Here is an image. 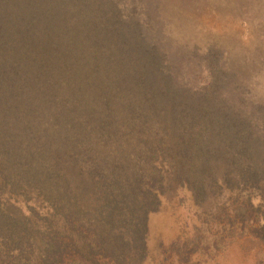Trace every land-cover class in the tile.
Returning a JSON list of instances; mask_svg holds the SVG:
<instances>
[{"label": "trees", "instance_id": "16d2710c", "mask_svg": "<svg viewBox=\"0 0 264 264\" xmlns=\"http://www.w3.org/2000/svg\"><path fill=\"white\" fill-rule=\"evenodd\" d=\"M181 2L0 0V264H143L173 199L197 222L167 264L264 249V101L171 35Z\"/></svg>", "mask_w": 264, "mask_h": 264}, {"label": "rangeland", "instance_id": "374dc122", "mask_svg": "<svg viewBox=\"0 0 264 264\" xmlns=\"http://www.w3.org/2000/svg\"><path fill=\"white\" fill-rule=\"evenodd\" d=\"M181 1L177 0V3ZM191 2L194 3L192 10L186 4L170 9L173 24L167 28L171 35L197 45L208 42L220 45L232 65L240 70L241 80L247 84V94L264 101V61L260 54L264 51V40L259 32L262 30L260 23L264 22V0ZM196 220L193 207L175 199L162 200L159 208L147 218L146 245L149 252L143 264L170 263L165 256L168 242L189 235ZM240 243L239 239H234L217 252L203 256L193 253V256L202 259L201 264H254V256L262 257L263 248L244 251L243 247L249 244L241 246ZM255 264H264V260Z\"/></svg>", "mask_w": 264, "mask_h": 264}]
</instances>
